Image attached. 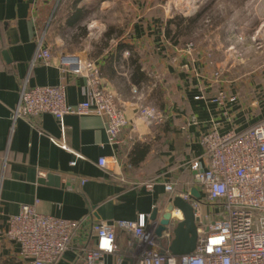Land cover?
Returning a JSON list of instances; mask_svg holds the SVG:
<instances>
[{"label":"crops","instance_id":"1","mask_svg":"<svg viewBox=\"0 0 264 264\" xmlns=\"http://www.w3.org/2000/svg\"><path fill=\"white\" fill-rule=\"evenodd\" d=\"M162 1L0 0V264H27L19 259L18 247L4 237L9 218L16 216L21 206H31L38 214L64 220H86L57 263L82 264L79 250L89 240L92 224L136 221L141 215L151 216L154 209L160 220L168 205L162 181L152 190L144 185L152 178V163L158 177L170 169L176 172L179 165L202 157L204 150L199 141L213 124H220L221 131H227L245 117L251 122L264 117V83H258L254 105L258 109L241 99L242 105L227 106V113L235 121L225 123L224 111L210 102L224 90L228 94L242 92L246 99L247 93L243 88L238 91L211 80L216 65L212 51L198 50L192 60L168 43L164 26L172 13L168 12L169 7H162ZM108 10H116L119 18L106 27L95 19L99 38L88 53L57 52L50 44L53 38L60 43L66 41L68 32L82 27L93 13L99 16ZM53 26H58L59 31ZM108 28L114 31L108 40L112 44L102 48L99 45L106 39ZM39 42L51 51L48 65L35 60ZM123 45L132 47L137 55L141 72L148 78L143 85L157 80L159 89L153 96L165 115L164 124L148 128L134 122L132 90L144 86L132 83V70L126 62L130 54L119 50ZM67 56H90L95 60L101 84L120 97L127 118L133 122L132 134L137 141L129 143L130 127L120 137L124 145H110L106 122L98 116H65L62 124L49 114L15 118L24 86H64L69 106L86 100V77L75 75L60 64L61 58ZM192 117L197 125L190 123ZM137 144H145L148 152L134 167L130 162ZM101 158L109 162L111 174L99 168ZM113 158L118 160L117 166L111 165ZM115 175L124 177L126 182L118 181ZM116 244L118 253L105 256L104 264H117V259L121 264H136L133 238L117 232Z\"/></svg>","mask_w":264,"mask_h":264},{"label":"built area","instance_id":"2","mask_svg":"<svg viewBox=\"0 0 264 264\" xmlns=\"http://www.w3.org/2000/svg\"><path fill=\"white\" fill-rule=\"evenodd\" d=\"M185 47L188 54L195 51L191 43ZM35 60L43 65L52 60L51 51L44 49L41 42ZM60 64L73 74L86 77L89 85L86 100L69 106L64 86L30 89L24 86L15 118L49 114L62 124L65 116H98L106 122L110 145H124L120 137L130 127L128 141L130 144L137 141L125 106L116 93L101 84L97 65L75 56L62 57ZM132 92L137 94L135 89ZM238 102V94L222 91L210 103L224 111L225 123H229L226 108ZM165 120V115L153 107L139 106L134 113V122L148 128L162 125ZM190 123L197 125L196 118L192 117ZM199 144L204 150L202 157L179 165L177 173L170 169L159 177L152 163V178L144 183L152 190L162 181L167 204L180 198L191 205L197 228L195 250L189 255L172 256L167 250L171 232H163L158 238L159 220L152 221L150 216L141 215L136 221L92 224L89 240L79 250L82 264H104L105 256L117 254V232L133 238L136 264H264V117L246 127L227 131H221L220 124H213ZM110 163L117 166L118 160L113 158ZM97 164L104 172H111L104 158ZM126 167L130 169L131 165ZM115 177L126 182L122 176ZM191 190H196L199 197L194 198ZM181 219V212L174 209L170 228ZM85 223L86 220L71 221L38 214L34 207L23 205L16 216L9 218L4 237L18 247L22 262L57 264ZM117 264H121L120 259Z\"/></svg>","mask_w":264,"mask_h":264},{"label":"rangeland","instance_id":"3","mask_svg":"<svg viewBox=\"0 0 264 264\" xmlns=\"http://www.w3.org/2000/svg\"><path fill=\"white\" fill-rule=\"evenodd\" d=\"M162 2V7L165 9L169 7L167 10L172 13L169 19L176 15L189 18L201 14L197 29L190 38L186 39L182 47H177V51L192 60L195 59V53L198 50L204 53L212 51L215 54L213 61L216 65L211 80L219 84L225 83L230 88H238V91L243 88L248 98L242 97V92H237L239 105H242L240 104L242 99L248 104L251 102L253 108L257 110L258 106L254 107V105H257L255 98L258 94V83H264V0H163ZM118 18L116 10H108L99 16L93 13L82 27L68 32L66 41L63 40L60 43L53 38L50 44L57 52L66 50L68 53L75 52V54L84 55L88 53V50H92L93 44L99 38V28L93 24L95 19L106 27ZM52 28L59 31L58 26ZM53 34L51 33V36ZM73 39L75 40L69 44ZM190 43L195 46V51L188 54L185 46ZM110 44L112 41H108V46ZM87 56L80 57L81 59L84 57L87 63L96 66L95 60ZM204 56L209 63L207 55ZM214 75L219 77L216 79ZM152 82V85H143L144 87L137 89L132 102L135 103L136 108L139 106L153 107L162 112L154 93L159 89L158 82L157 80H152ZM224 91L227 92V90ZM119 100L121 101L120 97ZM228 117L229 122L235 121L234 116L228 114ZM250 123H252L250 119L245 117L242 122H236L235 127L243 128Z\"/></svg>","mask_w":264,"mask_h":264},{"label":"water","instance_id":"4","mask_svg":"<svg viewBox=\"0 0 264 264\" xmlns=\"http://www.w3.org/2000/svg\"><path fill=\"white\" fill-rule=\"evenodd\" d=\"M48 178L51 180V177ZM191 195L194 198L199 197L196 190H191ZM174 209L181 212L182 219L171 229L170 220ZM157 212L158 210L154 209L150 220L154 221L157 219ZM195 222L196 219L191 205L180 198H175L172 203L167 205L165 212L160 218L156 236L160 238L163 232H171L172 240L168 245V252L176 257L189 255L195 250L197 243V228ZM122 264H126V262Z\"/></svg>","mask_w":264,"mask_h":264},{"label":"trees","instance_id":"5","mask_svg":"<svg viewBox=\"0 0 264 264\" xmlns=\"http://www.w3.org/2000/svg\"><path fill=\"white\" fill-rule=\"evenodd\" d=\"M201 19V14H198L194 17L184 18L180 15L174 16L172 19L166 21L164 26V36L165 39L173 46V47H182L186 39L190 38L193 35L195 29H197L198 21ZM114 31L111 28H108L106 35L104 36L106 39L100 43L99 46L102 48H106L109 40L110 34ZM120 51L127 50L130 54L127 63L130 66V70H132V74L130 79L132 83L136 86H140L146 84L148 82V78L144 73L141 72V66L138 62V57L135 53H133L132 47L121 46L119 48ZM148 147L144 145H136V153L134 156V160L131 165L134 167L143 161L144 157L147 155Z\"/></svg>","mask_w":264,"mask_h":264}]
</instances>
